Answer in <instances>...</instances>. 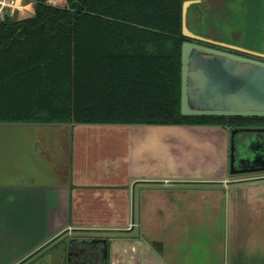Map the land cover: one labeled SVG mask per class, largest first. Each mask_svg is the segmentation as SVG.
<instances>
[{
  "label": "crops",
  "instance_id": "crops-1",
  "mask_svg": "<svg viewBox=\"0 0 264 264\" xmlns=\"http://www.w3.org/2000/svg\"><path fill=\"white\" fill-rule=\"evenodd\" d=\"M14 124L34 126L8 132L13 150L0 149L1 232L15 216L25 227L15 236L23 249L6 264L47 246L66 264L71 234L106 237V264H264V177L180 173L179 147L171 159L163 150L165 136L179 146L182 134L212 127L229 143L230 129Z\"/></svg>",
  "mask_w": 264,
  "mask_h": 264
},
{
  "label": "trees",
  "instance_id": "trees-1",
  "mask_svg": "<svg viewBox=\"0 0 264 264\" xmlns=\"http://www.w3.org/2000/svg\"><path fill=\"white\" fill-rule=\"evenodd\" d=\"M23 1L0 16V123L264 125L180 114L185 0Z\"/></svg>",
  "mask_w": 264,
  "mask_h": 264
},
{
  "label": "water",
  "instance_id": "water-1",
  "mask_svg": "<svg viewBox=\"0 0 264 264\" xmlns=\"http://www.w3.org/2000/svg\"><path fill=\"white\" fill-rule=\"evenodd\" d=\"M201 1L203 0H185L181 8V33L186 40L182 41L180 47V114L185 116L264 117V61L194 41L264 57V21L250 27L255 39L252 46L257 50L244 45V26L234 27V31L239 33L235 39L232 36L226 41L207 38L188 27L186 23L188 8ZM253 130L264 131L261 128ZM237 131L236 128L229 131V173L238 175L264 171V165L257 166L251 156L253 154L252 140H248L242 150L239 147L235 149L233 135ZM236 150L246 152V156L236 158ZM256 178L262 177L252 179ZM133 218L131 214V224L134 222ZM91 239L106 242L104 238L69 237L66 240V264H72L71 259L74 255L72 244L83 243ZM24 260L26 258L17 264ZM101 262L106 264L105 246Z\"/></svg>",
  "mask_w": 264,
  "mask_h": 264
},
{
  "label": "rangeland",
  "instance_id": "rangeland-1",
  "mask_svg": "<svg viewBox=\"0 0 264 264\" xmlns=\"http://www.w3.org/2000/svg\"><path fill=\"white\" fill-rule=\"evenodd\" d=\"M50 2H56V0H47ZM219 2H224V0H219ZM251 2V0H250ZM228 3H230L231 8L234 7V9H231V13L233 15H236V6L240 10L248 13V0H228ZM262 3H264V0H256L254 3L250 4V9L254 11L256 8L259 9L262 13H264V6H262ZM208 4H211V1L205 0L201 1L199 3V7L203 9V14L206 15V7ZM190 8V7H189ZM217 8V7H216ZM220 7L217 9L219 10ZM14 10L13 13L11 11ZM251 11V10H250ZM4 13L11 14V15H17V17L25 16L29 13V11L24 7V1L23 0H0V16H2ZM192 13H186V23L188 27L192 29V20L191 17ZM190 20V21H189ZM209 20V19H207ZM205 17L201 21L200 25H198V29L201 31V34L204 35L207 38H211L214 40H221L225 41L229 37H231V31L233 27L240 28V25L237 21H232L229 18V21L226 22L230 24L231 28H227L226 25H224V31L221 28L220 24L221 21H224V16L222 14L217 15L216 18L213 20L215 22L209 23L206 22ZM219 21V22H217ZM262 18H260V21ZM218 25H217V24ZM212 24V26L210 25ZM196 26V25H195ZM34 125H19L14 123H0V149L3 151V154L10 153L11 150H13L14 145L10 143H13L11 140V137L7 134L8 132L12 133L13 130L19 129V128H26L30 127L32 128ZM100 125H94V124H72L69 126V128H96ZM106 126H114V125H106ZM148 128H152L149 126ZM158 128V127H153ZM223 129H215L212 127V129H208V131L197 133L196 137L191 136L189 134H182L184 136L181 137V142L178 146L176 144L177 139L175 138V134H171L170 136H165L163 138V141L165 142L164 149L165 150V156H167L169 159L171 157L177 156V147H179V156L181 159V165L179 168L180 173H189L191 175H200L201 172L210 173L213 175H219V174H225L227 173L228 176H233L229 173V143H226L225 141V131H222ZM224 134H223V133ZM222 135H224V140L222 138ZM173 140L175 141V144H169L167 140ZM172 141V142H173ZM225 143V144H224ZM174 145V146H173ZM228 148V150H227ZM227 150V151H226ZM237 152H235V155ZM190 158H193L189 160ZM166 159V157H165ZM257 174H249V175H241L242 177H248V176H254ZM131 218V217H130ZM134 219V218H133ZM24 218L22 216H15L12 223L15 222V228L9 229L12 224L8 225L7 232H1L2 228H0V264H6L11 257L16 254L17 252L21 251L23 249V245L25 243H19L17 242V238L15 236H22L23 230L25 227L23 226ZM23 231V232H22ZM73 235V234H71ZM69 235V236H71ZM38 249V248H37ZM36 249V250H37ZM36 250L32 251L35 252ZM31 252V253H32ZM54 250L52 247H45L42 250L37 251L33 256L30 258H27L20 264H41L40 262L42 260H46L44 264H58V259L54 257ZM29 253V254H31ZM28 254V255H29ZM27 255V256H28ZM25 258V257H24ZM17 261L18 262L22 261Z\"/></svg>",
  "mask_w": 264,
  "mask_h": 264
},
{
  "label": "flooded vegetation",
  "instance_id": "flooded-vegetation-1",
  "mask_svg": "<svg viewBox=\"0 0 264 264\" xmlns=\"http://www.w3.org/2000/svg\"><path fill=\"white\" fill-rule=\"evenodd\" d=\"M205 1V0H203ZM202 1V2H203ZM211 1V4L205 8L206 10V15H204L202 17L203 9H201L199 7V3L194 4L193 6H191L190 8H188V13H192V29H194L196 32L198 31L199 34H201V31L198 29V25H200L201 21L203 20V18L205 17V20H207L206 22L209 23H213L215 22L213 19L216 18L217 15L222 14L224 16V21H221V28L224 31V25L227 26V28H231L230 24L226 23L229 21V18L232 21H237L239 23L240 26H244V30H243V34L245 33V38H244V45L246 47H250L252 49L257 50L255 47L252 46L253 41L255 40L253 35L254 32L252 30H250V27H252L253 24H259L260 18H262V20H264V13H262L261 11H259L258 8H256L254 11H252V9H250V4L256 1V0H248V13L247 11L244 12L242 10H240L239 8H237L236 6V15H233L231 13V5L230 3H228V0H224V2H219V0H209ZM258 1V0H257ZM218 7L219 10L217 9ZM251 10V11H250ZM190 21V20H189ZM219 22V21H217ZM217 24V23H216ZM196 25V26H195ZM212 26V24H210ZM218 25V24H217ZM231 36L232 38H237L239 33H236L234 31V27L231 28ZM197 43L200 44H204V45H208V46H212L215 48H219V49H223L225 51L228 52H232L238 55H242V56H246L249 58H254L257 60H262L264 61V57L258 56V55H254V54H250V53H246V52H242V51H238V50H233V49H229V48H223L217 45H213V44H209V43H205L202 41H197L194 40ZM226 41V40H225ZM233 43V42H232ZM260 51V50H259ZM256 128H261L264 129V125H253V126H241V127H236V129H238V131L236 133H234L233 135V140H234V144H235V149H237L238 147L244 148L247 141L248 140H252V149H253V154L251 155L252 158L255 160V164L257 166H262L264 165V131H255L253 129ZM237 152V154L235 155L236 158H239L241 156H246V152L244 151H235ZM249 174H257L254 176H248V177H242L241 175H249ZM255 177H264V171H257V172H252V173H242V174H238V175H233L231 176V178H240L243 180H250L252 178ZM69 237H77V238H95V239H105L106 242L103 243L102 241H97V240H88V241H84L83 243L81 242H76L72 244V264H102L101 260L103 259V248L104 246L106 247V255H107V239L106 237H101L95 234H88V235H71L68 236L67 239Z\"/></svg>",
  "mask_w": 264,
  "mask_h": 264
}]
</instances>
